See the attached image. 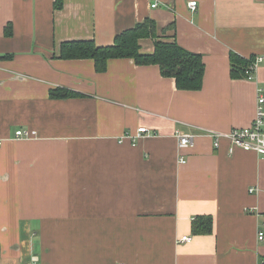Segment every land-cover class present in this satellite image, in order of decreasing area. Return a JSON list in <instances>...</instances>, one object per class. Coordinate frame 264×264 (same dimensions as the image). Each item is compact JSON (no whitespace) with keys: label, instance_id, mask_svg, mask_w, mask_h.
<instances>
[{"label":"crops","instance_id":"crops-1","mask_svg":"<svg viewBox=\"0 0 264 264\" xmlns=\"http://www.w3.org/2000/svg\"><path fill=\"white\" fill-rule=\"evenodd\" d=\"M55 2L0 0V264H264V157L210 136L255 118L264 0ZM146 19L160 37L175 24L178 44L203 56L201 90L133 59L98 73L60 58L65 42L111 46ZM231 53L263 58L253 80L232 78ZM57 88L79 96L53 99ZM140 127L152 135L124 138ZM181 134L194 145L180 149ZM199 216L210 234L194 233Z\"/></svg>","mask_w":264,"mask_h":264},{"label":"trees","instance_id":"trees-1","mask_svg":"<svg viewBox=\"0 0 264 264\" xmlns=\"http://www.w3.org/2000/svg\"><path fill=\"white\" fill-rule=\"evenodd\" d=\"M63 0H56L55 9H61ZM174 33L169 37L158 36L157 24L152 19L123 31L115 38L111 46H98L93 40L70 41L61 46L60 58L91 59L95 62L98 73L107 70L108 62L115 59H133L138 66H158L164 78L175 80L176 87L181 91H199L204 84L205 63L201 54L190 52L181 47L175 38V24L168 26L165 30ZM10 34V30L6 31ZM152 39L154 51L143 53L140 41ZM2 58H10L9 55ZM254 59H244L237 54L231 53V76L234 79H246V71ZM79 96L78 94L64 88L51 91L53 99H67ZM213 221L211 217L199 216L193 222L195 234H210ZM1 256V245H0Z\"/></svg>","mask_w":264,"mask_h":264},{"label":"built area","instance_id":"built-area-1","mask_svg":"<svg viewBox=\"0 0 264 264\" xmlns=\"http://www.w3.org/2000/svg\"><path fill=\"white\" fill-rule=\"evenodd\" d=\"M157 4L153 5L156 7ZM198 3L193 1L189 4L191 11L197 9ZM263 58L259 57L253 60L246 71V79L253 80L255 72L258 69L259 63L262 62ZM36 135V132H25L23 130L16 132V137L21 139H29ZM144 135L151 136V132L147 127H140L137 131L136 136H128L124 138H130L135 143L137 139ZM214 138L215 148H219L222 140H227L230 145V153H233L235 149H242L248 152H254L257 155L264 157V90L258 88L257 104H256V115L252 123L244 128H235L229 133L225 134H211ZM2 142H0V145ZM194 145V135L181 134L179 135V148H188ZM181 163H186V160L181 157ZM251 190V192H253ZM260 241H264V231H260L258 235ZM191 241L190 237H183L182 242ZM31 264H41L38 257H32ZM124 264V263H120Z\"/></svg>","mask_w":264,"mask_h":264}]
</instances>
